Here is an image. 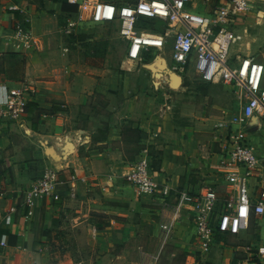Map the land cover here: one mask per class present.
<instances>
[{"label": "crops", "instance_id": "0c3cea01", "mask_svg": "<svg viewBox=\"0 0 264 264\" xmlns=\"http://www.w3.org/2000/svg\"><path fill=\"white\" fill-rule=\"evenodd\" d=\"M262 3L256 0L250 14L235 25L244 43L232 53L249 55L245 52L259 47L256 23L261 18L254 22L251 16ZM205 5L204 0H190L188 7L203 11ZM75 10L67 0H0V63L5 69L0 90L32 88L22 121L0 125V264H115L130 249L137 260L124 264H158L157 251L166 239L179 246L184 234L206 252L198 245L193 206L179 196L211 187L220 201L236 198V184L226 180L224 163L230 116L241 105L238 92L219 80L204 82L193 71L173 70L170 44L150 47L138 60L128 57L126 41L129 69L95 64L94 57L102 58L103 51L95 55L93 46L90 54L81 53L79 41L71 37L96 22H78L64 32L76 20ZM16 23L41 38L44 48L17 50L12 37ZM11 52L22 59L16 74L6 58ZM255 57L264 62L263 53ZM189 75L208 83L213 101L208 104L205 95L199 102H180L175 116L172 107L189 89ZM231 94L237 104L228 109L224 103ZM244 130L252 150L264 158V120L252 117ZM146 155L155 180L170 189L168 196L137 192L127 181L132 163ZM47 163L58 171L60 197L55 202L35 200L26 216L25 190ZM257 183L250 180L254 199ZM7 202L15 208L8 223ZM212 219L215 223V215ZM250 227V238H264V220L252 218L245 236L215 233L212 246L225 236L246 238ZM53 250L67 253L54 261ZM86 252H93L89 262Z\"/></svg>", "mask_w": 264, "mask_h": 264}, {"label": "built area", "instance_id": "2783aa9c", "mask_svg": "<svg viewBox=\"0 0 264 264\" xmlns=\"http://www.w3.org/2000/svg\"><path fill=\"white\" fill-rule=\"evenodd\" d=\"M75 5L76 20L68 23L64 32H70L78 22L118 23V33L128 41L127 55L140 59L150 47L164 48L170 44L169 65L173 70L193 71L204 82L222 81L237 91L240 108L230 116L227 159L224 163L226 180L236 184L237 196L224 201L217 198L211 187L198 194H180L179 200L193 206V222L198 245L208 250L215 231L236 236L247 232L252 218L264 220V158L256 154L248 141L244 125L252 117L264 120V62L254 55L231 52L232 44L241 40L235 25L247 17L256 0H204L203 11L188 7L190 0H134L132 3H115L111 0H67ZM17 9L15 5L9 6ZM138 16L160 20L165 25L163 33L155 36L137 31ZM12 37L19 51L28 48L41 51L44 42L19 23L13 27ZM155 42V44H154ZM31 87L0 90V125L19 124L26 113ZM233 124L239 126L234 128ZM137 192L161 193L168 196L170 189L161 187L154 178L151 157L135 160L125 175ZM259 185L257 198H253L250 180ZM58 171L50 163L43 166L25 190L26 216L32 214L35 200L55 202L60 194L56 191ZM5 222L15 210L6 203ZM216 215V222L212 216ZM2 243H4L2 241ZM243 254L237 264H264V238H250L246 246H239Z\"/></svg>", "mask_w": 264, "mask_h": 264}, {"label": "rangeland", "instance_id": "374dc122", "mask_svg": "<svg viewBox=\"0 0 264 264\" xmlns=\"http://www.w3.org/2000/svg\"><path fill=\"white\" fill-rule=\"evenodd\" d=\"M127 2L132 3L134 0H125ZM196 3H198V0H194ZM134 3V2H133ZM253 17L254 22H258V19H260L259 22L256 23V27L259 28L260 38L259 40V47L251 48L249 51L245 53H249V55L254 56H260V54L263 53L264 56V3L261 4V8L258 11V14ZM250 20V19H249ZM243 22V21H240ZM249 22V21H248ZM263 25V26H262ZM262 26V27H260ZM135 27L137 31H144L145 33H148L150 35H159L163 29L164 24L160 20H156L154 18H139L136 19ZM118 25L116 22H104V23H91L86 26V31H81L79 34H73L72 39L73 41H79L76 45L79 52H88L91 53L90 48H93L96 44H99L101 47L100 51L102 52V58L99 56L94 57L95 64L102 65L106 64L112 69H129L130 62L126 60V46H127V40H125L122 36L118 33ZM244 38L235 43L232 44L231 49H235V46L238 47L239 43L243 42ZM262 42V43H261ZM169 58L167 54H165ZM8 59V57L6 56ZM92 62V60H90ZM5 71L0 63V74L1 72ZM220 83H223L222 81H219ZM185 83L187 85H190L189 89L184 92V94L176 98V105L172 107L173 110H175L174 115H178L179 109L177 108V104L180 102H199L204 98L205 95H207V98L205 100L208 104H211L213 101V96L211 95V92L208 91V83L205 84L201 82L199 79L193 77L192 75H189L185 79ZM190 90H194L192 92H189ZM224 92V91H223ZM226 92V91H225ZM235 96L231 94V98L226 100L224 103L225 107L228 109H231L235 107L237 104ZM84 116L87 114V112H83ZM178 118V117H176ZM20 140V139H19ZM22 142V141H21ZM7 161V160H6ZM216 217V215H215ZM254 233V228L252 229L250 227V231L248 233V236L246 238H234L232 236H225V240L221 243H218L214 246H212L209 250L206 252H201L198 250L195 242H191L190 239L186 237V234H184L183 237H181V245H175L172 243L173 241L170 240V238H167L164 242V247L161 249V251H157L160 254V257L158 259V264H237V260L241 257L243 254V251L241 249L237 250L239 246H246L248 244L249 238ZM242 236H245V233H241ZM144 242H147V245L149 247H154V242L152 240H149L144 237ZM235 242V243H234ZM176 246V248H174ZM129 247V246H128ZM233 247V248H232ZM235 247V248H234ZM184 250L180 251L179 254L176 257L173 256V252L175 250ZM115 250V249H114ZM116 251V250H115ZM234 252V254H233ZM51 255L54 258V261L57 260L56 257L60 255V258L62 259L63 256L67 253L65 251L57 252V254L54 253V250L51 251ZM56 256V257H55ZM137 254L136 252L132 251V249L125 251L124 256L120 259H117L115 264H124L127 261L133 262L137 260ZM84 258L86 262H89L93 258V252H86L84 254ZM64 259V258H63ZM62 259V260H63ZM236 261H235V260ZM73 260V258H72Z\"/></svg>", "mask_w": 264, "mask_h": 264}, {"label": "trees", "instance_id": "16d2710c", "mask_svg": "<svg viewBox=\"0 0 264 264\" xmlns=\"http://www.w3.org/2000/svg\"><path fill=\"white\" fill-rule=\"evenodd\" d=\"M139 18H147V17L139 16ZM100 50H101L100 45L99 44H96L94 46L93 52L95 53V55H97V53ZM7 57L9 58L10 62L14 65L13 68H15V69L13 70V72H15L14 74H16L18 72V69L20 68V65H21V61H22L21 57H19L18 54L17 53H14V52L8 53L7 54ZM28 104L29 103H27V105H26V109H28V107H29ZM215 233L216 234H219V235L221 234L218 231H215Z\"/></svg>", "mask_w": 264, "mask_h": 264}, {"label": "water", "instance_id": "95a60500", "mask_svg": "<svg viewBox=\"0 0 264 264\" xmlns=\"http://www.w3.org/2000/svg\"><path fill=\"white\" fill-rule=\"evenodd\" d=\"M160 62L163 64L164 67L166 66L164 59H162Z\"/></svg>", "mask_w": 264, "mask_h": 264}, {"label": "bare ground", "instance_id": "6f19581e", "mask_svg": "<svg viewBox=\"0 0 264 264\" xmlns=\"http://www.w3.org/2000/svg\"><path fill=\"white\" fill-rule=\"evenodd\" d=\"M154 44H155V42H154ZM161 64V66H163V64L162 63H160Z\"/></svg>", "mask_w": 264, "mask_h": 264}]
</instances>
